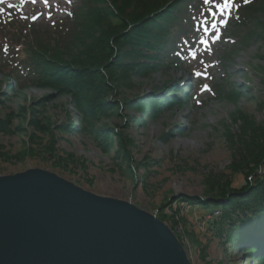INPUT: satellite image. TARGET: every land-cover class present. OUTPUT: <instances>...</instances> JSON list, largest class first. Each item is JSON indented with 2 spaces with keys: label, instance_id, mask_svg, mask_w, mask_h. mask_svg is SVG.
<instances>
[{
  "label": "rangeland",
  "instance_id": "obj_1",
  "mask_svg": "<svg viewBox=\"0 0 264 264\" xmlns=\"http://www.w3.org/2000/svg\"><path fill=\"white\" fill-rule=\"evenodd\" d=\"M79 2L3 0L0 13H15L26 19L25 25L37 20L46 28L70 17ZM223 3L219 0V5ZM238 4L234 0V7L215 10L214 17L220 20L193 46L187 63L182 64L184 68L172 66L136 78V86L125 91L127 98H133L153 94L169 83L183 82L191 93L184 107L161 110L154 117L145 115L144 110L128 111L133 118L125 133L136 142L131 149L135 163L117 157L119 141L114 134L111 146L105 150V144L81 131L69 96H59L43 87L18 89L0 70V119L5 121L0 129V176L41 168L92 193L133 203L174 231L192 264H262V260L247 255L244 248L230 245L211 225L215 209L209 213L181 198L215 200L223 184L213 186L214 183L238 175L233 167L241 153V140L228 139L225 131L232 135L241 133L240 114L259 123L264 120V28L234 29L232 20ZM260 17L264 23V15ZM240 37H248L247 44L240 43V50L229 56L234 45L231 38L239 43ZM218 83L224 84L220 85L225 89L233 85L240 94L233 100L216 99ZM39 115L61 126L72 120L79 129L56 131V153L41 152L23 158L22 151L36 147L33 136L40 134V145L51 139L33 127ZM126 121L124 117L112 116L101 121L99 127L122 126ZM259 249L264 250V246Z\"/></svg>",
  "mask_w": 264,
  "mask_h": 264
},
{
  "label": "trees",
  "instance_id": "obj_2",
  "mask_svg": "<svg viewBox=\"0 0 264 264\" xmlns=\"http://www.w3.org/2000/svg\"><path fill=\"white\" fill-rule=\"evenodd\" d=\"M213 1L80 0L68 19L46 28L37 21L25 25L26 19L15 13H0V70L11 80L10 85L18 89L43 87L59 96H69L78 113L81 131L105 144V150L111 146L114 134L119 141L117 157L135 163L131 149L136 142L125 133L133 118L128 111L144 110L145 115L154 117L161 110L184 107L191 95L185 85L171 83L153 94L133 98H127L125 91L136 86V78L172 66L184 68L182 64L190 48L213 23ZM262 15L264 0H240L233 27L264 28ZM247 39L240 37L239 43L233 40L229 56L240 50V43L246 45ZM218 84L217 99L233 100L240 94L233 85L225 89L224 84ZM175 93H181L182 97ZM120 96L124 98L120 100ZM112 116L127 121L122 126L99 127L101 121ZM238 118L242 122L241 133L232 135L226 130L225 134L232 141L241 140V153L233 167L240 177L233 175L215 182L213 186L223 184L215 200L181 198L209 213L215 209L209 222L217 232L230 245L244 248L247 255L264 264V251L254 245H264V120L259 123L245 114ZM4 124L0 119V129ZM77 126L72 120L61 126L39 115L33 127L51 139L40 145V134L33 136L37 148L22 151L23 158L41 152L56 153V131H73L79 129ZM242 133L246 134L241 136Z\"/></svg>",
  "mask_w": 264,
  "mask_h": 264
},
{
  "label": "water",
  "instance_id": "obj_3",
  "mask_svg": "<svg viewBox=\"0 0 264 264\" xmlns=\"http://www.w3.org/2000/svg\"><path fill=\"white\" fill-rule=\"evenodd\" d=\"M0 264L192 263L156 215L31 168L0 176Z\"/></svg>",
  "mask_w": 264,
  "mask_h": 264
},
{
  "label": "snow or ice",
  "instance_id": "obj_4",
  "mask_svg": "<svg viewBox=\"0 0 264 264\" xmlns=\"http://www.w3.org/2000/svg\"><path fill=\"white\" fill-rule=\"evenodd\" d=\"M0 2H3V0H0ZM69 2H71V0H69ZM210 0H205V3H209ZM245 2H247V0H245ZM32 3H36V0H32ZM44 3L47 4L48 0H44ZM234 0H224V3L219 5L220 9L223 11L225 9H230L232 7H234ZM37 17H34V19H36ZM226 23V22H225ZM197 75H200V73H197ZM207 87V86H205Z\"/></svg>",
  "mask_w": 264,
  "mask_h": 264
},
{
  "label": "bare ground",
  "instance_id": "obj_5",
  "mask_svg": "<svg viewBox=\"0 0 264 264\" xmlns=\"http://www.w3.org/2000/svg\"><path fill=\"white\" fill-rule=\"evenodd\" d=\"M17 1H29V0H17ZM49 1V0H48ZM42 2H44V0H42Z\"/></svg>",
  "mask_w": 264,
  "mask_h": 264
}]
</instances>
